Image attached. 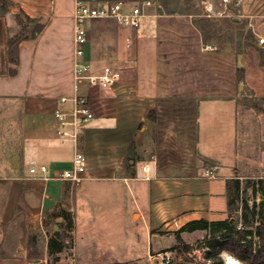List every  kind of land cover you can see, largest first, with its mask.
<instances>
[{"label": "crops", "instance_id": "0c3cea01", "mask_svg": "<svg viewBox=\"0 0 264 264\" xmlns=\"http://www.w3.org/2000/svg\"><path fill=\"white\" fill-rule=\"evenodd\" d=\"M75 1L0 0V264H21L28 229L42 230L44 214L68 212L64 197L74 184L29 173L40 165L51 173L72 167L75 143L62 142L53 119L54 109L73 108L70 101L61 103L62 97H84L93 114L77 142L87 161L77 190L81 206L89 201L104 207L103 216L114 218L118 237L138 236L132 225L135 215L143 237H154L150 231L155 229L179 231L201 219L223 221L228 217L226 181L240 180L234 171L236 70L244 72L246 86L262 95L264 57L254 50L262 47L252 42L246 54L237 56L229 44L216 48L217 57L226 59L227 91L220 95L215 88L198 100L195 148L200 164L188 176H176L160 169L157 153L144 135L147 124L154 121L148 115L170 96L163 88L162 81L168 79L164 76L176 70L185 75L187 52H200L206 45L194 26L193 18L201 15L170 3L175 0H81L91 5L119 2L125 12L143 6L138 29L111 19L85 23L84 60L95 68L110 65L121 73L116 86L102 90L78 84L73 77ZM202 2L205 8L210 4L224 12L219 18L228 20L222 0ZM241 5L238 15L246 20V32L264 37V0H241ZM204 14L205 9L203 19L217 20ZM18 37L12 63L8 43ZM97 47L110 50L108 63L95 58ZM146 164L148 175L141 169ZM211 167L214 177H206L205 170ZM4 239L14 245H4Z\"/></svg>", "mask_w": 264, "mask_h": 264}, {"label": "rangeland", "instance_id": "374dc122", "mask_svg": "<svg viewBox=\"0 0 264 264\" xmlns=\"http://www.w3.org/2000/svg\"><path fill=\"white\" fill-rule=\"evenodd\" d=\"M170 3L196 11L201 16L206 9L202 0H175ZM226 9L230 15L227 21L217 18L210 22L217 32L216 37L213 38L211 33L207 34V43L200 52H187L188 66L183 69L181 67L187 73L182 75L176 70L175 73L164 76L168 79L162 81L163 88L168 89L170 96L159 103L158 111L148 115L154 121L147 124L145 140L152 144L157 153V165L160 169L165 172L170 170L176 176H188L200 164L201 159L195 148L198 100L215 91L220 95L227 91L226 59L217 57L216 48H224L229 44L236 56L246 54L249 44L257 42L261 36L246 32V20L240 17L241 14L238 15L242 11L241 0H228ZM201 16L193 19H202ZM232 16L236 17L235 20H232ZM261 47V50H254L264 57V44ZM97 48L93 51L95 58L108 63L110 50ZM236 79L234 171L243 185L242 200L255 210L257 219L262 217L264 220V89L261 95L258 89L254 91L246 86L242 70H236ZM182 92L187 95L177 96V93ZM135 154L136 152L133 156ZM83 179L84 176L64 197V209L72 218L71 224L45 218L42 220V230L31 226L21 264H159L154 261L158 254L168 256L169 264L209 263L205 248L209 239L207 230L187 228L179 232L155 229L150 231V236L154 237H143L138 225L139 216L135 215L132 225L138 236L118 237L119 232L114 229V218L103 216L106 213L104 207L99 209L89 201L81 206V196L77 194V190ZM51 239L62 243L63 250L60 253H48L47 244ZM3 243L9 244V247L14 245L8 239H4ZM221 259L224 264V258Z\"/></svg>", "mask_w": 264, "mask_h": 264}, {"label": "built area", "instance_id": "2783aa9c", "mask_svg": "<svg viewBox=\"0 0 264 264\" xmlns=\"http://www.w3.org/2000/svg\"><path fill=\"white\" fill-rule=\"evenodd\" d=\"M224 4L228 0H222ZM146 6L149 3L145 4ZM224 12H217L210 4L206 5L204 17L207 19H215L222 17ZM143 16V6H132L129 11L125 12L121 3H102L100 5H91L81 0H76L73 7L74 20V56L75 62L73 66V77L76 83L83 84L87 87H96L102 90L111 89L116 86L121 80V73L119 70L110 65H102L98 68L84 60V47L86 44V28L85 23L96 19H111L119 26L129 29H138L140 25V18ZM264 25V21H263ZM257 44L262 46L264 44V37H259ZM70 101L73 108L65 110L63 108H56L53 111V119L55 121L56 130L62 142L70 140L75 143V150L72 159V167L69 170L58 171L51 173L45 165H40L31 168L29 173L35 175L41 174L43 180L57 179L61 181H69L72 184H77L82 180L83 174L86 171L87 161L82 149L77 147L79 136L85 125L92 120L93 114L88 105V101L81 96H76L70 99L65 97L60 98L61 103ZM147 153L148 150L144 149ZM144 174L150 173L149 164L142 166ZM215 167L205 170L206 177H214ZM148 178V177H147ZM155 263L169 264V257L166 255H157ZM25 264H34L33 262H25Z\"/></svg>", "mask_w": 264, "mask_h": 264}, {"label": "trees", "instance_id": "16d2710c", "mask_svg": "<svg viewBox=\"0 0 264 264\" xmlns=\"http://www.w3.org/2000/svg\"><path fill=\"white\" fill-rule=\"evenodd\" d=\"M172 12V11H171ZM191 13L199 15L195 11ZM211 21L206 19H195L194 26L201 33L203 44L207 43V34L216 37L217 32ZM20 37L10 40L9 59L16 62V45ZM131 147V146H130ZM262 183L261 181H258ZM245 186V185H244ZM247 187V186H246ZM242 182L238 179L226 181L227 210L228 217L223 221L208 222L206 220L193 221L182 227L179 232L187 228L207 230L209 239L205 248L207 249L208 264H223V254L230 255L242 264H264V220L257 219L255 210L249 208L242 200ZM240 211V214H238ZM61 219L65 224H71V216L65 211L55 212L54 210L44 214L43 219ZM255 238V241L253 240ZM49 254H58L63 250V245L56 239H51L47 244ZM127 264V263H117Z\"/></svg>", "mask_w": 264, "mask_h": 264}, {"label": "bare ground", "instance_id": "6f19581e", "mask_svg": "<svg viewBox=\"0 0 264 264\" xmlns=\"http://www.w3.org/2000/svg\"><path fill=\"white\" fill-rule=\"evenodd\" d=\"M232 258V259H235L234 257L230 256V255H227V254H223V258H224V264H227V261H228V258ZM237 260V259H235ZM238 261V260H237ZM239 264H242L240 261H239Z\"/></svg>", "mask_w": 264, "mask_h": 264}, {"label": "clouds", "instance_id": "9594fccd", "mask_svg": "<svg viewBox=\"0 0 264 264\" xmlns=\"http://www.w3.org/2000/svg\"><path fill=\"white\" fill-rule=\"evenodd\" d=\"M227 264H239V261L232 259V258H228Z\"/></svg>", "mask_w": 264, "mask_h": 264}, {"label": "water", "instance_id": "95a60500", "mask_svg": "<svg viewBox=\"0 0 264 264\" xmlns=\"http://www.w3.org/2000/svg\"><path fill=\"white\" fill-rule=\"evenodd\" d=\"M223 256V255H222Z\"/></svg>", "mask_w": 264, "mask_h": 264}]
</instances>
